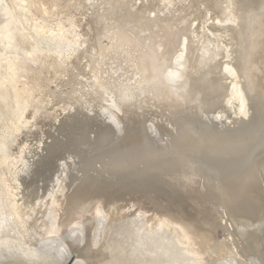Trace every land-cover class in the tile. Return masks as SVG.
Segmentation results:
<instances>
[{"label": "water", "instance_id": "95a60500", "mask_svg": "<svg viewBox=\"0 0 264 264\" xmlns=\"http://www.w3.org/2000/svg\"><path fill=\"white\" fill-rule=\"evenodd\" d=\"M24 80L36 256L264 264V0H58Z\"/></svg>", "mask_w": 264, "mask_h": 264}, {"label": "rangeland", "instance_id": "374dc122", "mask_svg": "<svg viewBox=\"0 0 264 264\" xmlns=\"http://www.w3.org/2000/svg\"><path fill=\"white\" fill-rule=\"evenodd\" d=\"M57 1L0 0V240L16 248L36 247L24 80Z\"/></svg>", "mask_w": 264, "mask_h": 264}, {"label": "bare ground", "instance_id": "6f19581e", "mask_svg": "<svg viewBox=\"0 0 264 264\" xmlns=\"http://www.w3.org/2000/svg\"><path fill=\"white\" fill-rule=\"evenodd\" d=\"M8 25H9V24H8ZM38 26H39V25H38ZM41 28H42V27H41ZM8 29H9V28H8ZM8 29H7V30H8ZM2 30H4V29H1V31H2ZM5 30H6V29H5ZM39 30H40V29H39ZM8 31H9V30H8ZM6 32H7V31H6ZM9 32H10V31H9ZM11 32H12V31H11ZM4 33H5V32H4ZM7 34H8V33H7ZM7 34L5 33L6 36H7ZM9 34H10V33H9ZM9 34H8V35H9ZM14 34H16V33H14ZM11 35H12V34H11ZM6 36H5V37H6ZM0 37H1V36H0ZM3 37H4V36H2V38H3ZM7 37H8V36H7ZM7 37H6V41H8L7 39L10 38V37H9V38H7ZM11 38H12V37H11ZM0 41H1V40H0ZM9 41H11V40H9ZM8 43H9V42H8ZM35 52H36V51H35ZM8 62H9V61H8ZM0 64H1V63H0ZM9 64H10V63H9ZM12 67H13V66H12ZM2 98H3V97H2ZM3 100H4V99H3ZM4 101H5V100H4ZM3 103H4V102H3ZM25 112H26V111H25ZM25 121H26V120H25ZM21 150H22V149H21ZM3 151H4V150H3ZM21 152H22V151H21ZM3 153H4V152H3ZM3 155H4V154H3ZM14 156H15V155H14ZM17 157H18V156H17ZM3 161H4V160H3ZM19 173H20V172H19ZM11 174H12V173H11ZM21 175H22V174H21ZM23 175H24V174H23ZM16 176H17V175H16ZM16 176H15V177H16ZM30 177H31V176H30ZM28 178H29V177H28ZM16 184H17V183H16ZM26 184H27V183H26ZM26 184H25V185H26ZM16 187H17V186H16ZM18 188H19V187H18ZM26 189H27V188H26ZM9 191H10V190H9ZM14 191H15V190H14ZM14 191H13V192H14ZM11 192H12V191H11ZM24 192H25V191H24ZM27 192H28V191H27ZM6 193H7V192H6ZM21 193H22V192H21ZM13 196H14V194H13ZM17 197H18V196H17ZM14 199H15V198H14ZM30 199H31V198H30ZM8 201H9V200H8ZM14 201H16V200H14ZM17 207H19V206H17ZM17 207H15V208H17ZM16 212H17V211H16ZM19 215H20V214H19ZM2 218H3V216H2ZM11 219H12V218H11ZM19 219H20V218H19ZM5 220H6V219H4V218L1 219V221L3 222V224H4L8 219H7L6 221H5ZM20 222H21V221H20ZM25 223H26V222H25ZM1 227H2V226H1ZM4 227H5V226H4ZM4 227H3V228H4ZM21 227H22V225H21ZM4 229L6 230V227H5ZM7 229H9V228H7ZM12 234H13V233H12ZM27 234H28V233H27ZM13 235H14V234H13ZM25 235H26V234H25ZM17 236H18V235H17ZM0 241H2V240H0ZM2 242L5 243V244H7V245H8V243H9L7 240H6V241H2ZM14 244H15V243H14ZM18 249H20V250H22V251H26V252H28V253H30V254L36 256V247L33 248V247H31V246H29V245H27V244L24 243V244L19 245V246H18Z\"/></svg>", "mask_w": 264, "mask_h": 264}]
</instances>
